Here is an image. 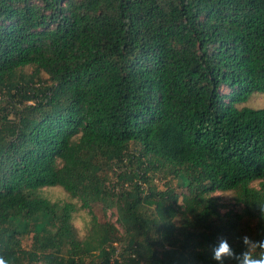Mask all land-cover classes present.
I'll list each match as a JSON object with an SVG mask.
<instances>
[{"label": "trees", "instance_id": "trees-1", "mask_svg": "<svg viewBox=\"0 0 264 264\" xmlns=\"http://www.w3.org/2000/svg\"><path fill=\"white\" fill-rule=\"evenodd\" d=\"M255 93L264 0H0V256L217 264L219 238L264 239Z\"/></svg>", "mask_w": 264, "mask_h": 264}, {"label": "rangeland", "instance_id": "rangeland-1", "mask_svg": "<svg viewBox=\"0 0 264 264\" xmlns=\"http://www.w3.org/2000/svg\"><path fill=\"white\" fill-rule=\"evenodd\" d=\"M236 107L238 109L242 108H252V109H263L264 108V94L255 93L251 96V98L242 104H237ZM113 185L119 184L117 183V179L113 178ZM178 182V180H177ZM155 184L157 185L158 189H164L165 181H162L160 179L155 180ZM42 195L49 200L53 202H74L77 203L78 206H80L79 202L75 199H72V197L64 191L60 187L55 188H45L41 191ZM234 193L233 192H227V193H216L214 196L219 198L222 203L225 204H231L234 202ZM95 211L99 217H102L103 214L100 212L99 208H95ZM108 217L111 218L113 221L116 220V218L113 219L111 216V212L108 213ZM91 221V216L89 215L87 210L79 209V211L74 215L73 223L76 229L79 232L80 237H86L88 234V230L90 228L89 224ZM27 244V243H26Z\"/></svg>", "mask_w": 264, "mask_h": 264}, {"label": "clouds", "instance_id": "clouds-1", "mask_svg": "<svg viewBox=\"0 0 264 264\" xmlns=\"http://www.w3.org/2000/svg\"><path fill=\"white\" fill-rule=\"evenodd\" d=\"M260 206L261 218H264V205ZM243 250L239 253L231 246L227 238L221 237L210 246L212 259L217 264L234 261L235 264H264V239L253 240L245 235L242 238ZM0 264H8L5 257L0 256Z\"/></svg>", "mask_w": 264, "mask_h": 264}]
</instances>
